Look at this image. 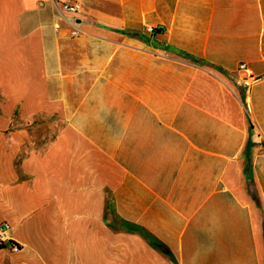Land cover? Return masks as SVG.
Instances as JSON below:
<instances>
[{"label": "crops", "instance_id": "obj_1", "mask_svg": "<svg viewBox=\"0 0 264 264\" xmlns=\"http://www.w3.org/2000/svg\"><path fill=\"white\" fill-rule=\"evenodd\" d=\"M3 222L0 264H264V0H0Z\"/></svg>", "mask_w": 264, "mask_h": 264}, {"label": "built area", "instance_id": "obj_2", "mask_svg": "<svg viewBox=\"0 0 264 264\" xmlns=\"http://www.w3.org/2000/svg\"><path fill=\"white\" fill-rule=\"evenodd\" d=\"M57 9L60 13H66L70 15H77L82 13V5L78 2H63L57 4ZM148 31L152 32L153 28H148ZM78 32L79 31L74 26L72 36H77ZM238 70L244 73L243 80L246 87H250L251 84L256 81V78L254 77L252 71L247 67L245 63L239 64ZM8 236H9V226L7 223L3 222L0 224V243H4L5 241H7ZM12 249H17V247L14 245L12 246Z\"/></svg>", "mask_w": 264, "mask_h": 264}, {"label": "trees", "instance_id": "obj_3", "mask_svg": "<svg viewBox=\"0 0 264 264\" xmlns=\"http://www.w3.org/2000/svg\"><path fill=\"white\" fill-rule=\"evenodd\" d=\"M9 244L11 247L15 245L17 247V249L19 248V246L15 243L9 242ZM3 245H4V243H0V248L3 247Z\"/></svg>", "mask_w": 264, "mask_h": 264}]
</instances>
